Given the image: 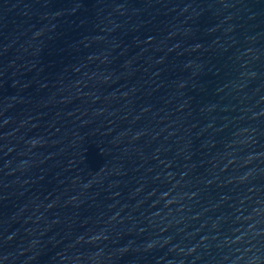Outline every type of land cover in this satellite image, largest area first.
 I'll return each mask as SVG.
<instances>
[{
    "label": "water",
    "instance_id": "water-1",
    "mask_svg": "<svg viewBox=\"0 0 264 264\" xmlns=\"http://www.w3.org/2000/svg\"><path fill=\"white\" fill-rule=\"evenodd\" d=\"M0 264H264V0H0Z\"/></svg>",
    "mask_w": 264,
    "mask_h": 264
}]
</instances>
